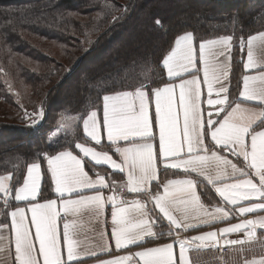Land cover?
Instances as JSON below:
<instances>
[{
    "label": "snow or ice",
    "instance_id": "6c2138e0",
    "mask_svg": "<svg viewBox=\"0 0 264 264\" xmlns=\"http://www.w3.org/2000/svg\"><path fill=\"white\" fill-rule=\"evenodd\" d=\"M155 23L161 25L160 20ZM195 40L190 31L174 39L160 62L166 78H151L155 69L145 65L141 72L148 75L121 82V90L103 95L102 120L96 110L87 108L62 116L65 123L55 130L70 128L71 138L66 134L49 142L50 148L62 150L37 153L22 182L13 172L0 174V211L10 217L14 264H82L83 259L97 256V251L81 248L79 220L85 214L99 216L106 204L112 207L116 250L165 236L171 242L98 264H190L191 251L242 245L251 242L257 230L264 231V215L246 218L264 212V31L204 39L198 48ZM234 48L239 49L243 66L235 86L238 94L230 91ZM202 82L207 87L206 103L213 109L207 117L201 108ZM25 117L31 120L29 127H36L45 111L25 112ZM102 128L108 150L102 147ZM40 161H46L44 172ZM105 167L112 171H98ZM161 168L184 175L161 183ZM117 173L126 174V180L113 179ZM46 174L50 184L45 183ZM208 186L220 204L211 202ZM48 187L55 199H42ZM105 189L112 194L105 196ZM127 193L135 198L127 199ZM13 200L26 206L13 208ZM233 216L245 218L219 230L180 236L181 231ZM8 227L0 223V241ZM164 227L166 232L155 230ZM241 232V239L227 238ZM99 251L110 248L105 243ZM244 264H264V258Z\"/></svg>",
    "mask_w": 264,
    "mask_h": 264
},
{
    "label": "trees",
    "instance_id": "16d2710c",
    "mask_svg": "<svg viewBox=\"0 0 264 264\" xmlns=\"http://www.w3.org/2000/svg\"><path fill=\"white\" fill-rule=\"evenodd\" d=\"M263 30L264 0H0V114L8 119L2 122L0 137L13 139H0V174L13 172L22 181L37 153L62 150L48 146L57 139L51 129L62 115L100 109L102 96L121 90V82L148 75L141 72L145 65L155 69L151 78H166L160 62L178 35L193 32L198 42ZM74 54L71 63L58 57ZM233 56L230 91L238 94L239 49H233ZM64 64L70 65L62 71ZM46 85L41 100L45 118L37 133L19 118L25 110L17 99L40 93ZM65 85L70 86L63 91ZM45 125L49 127L43 129ZM164 175L176 172L161 171L160 178ZM44 180L49 184L48 174ZM210 196L217 200L212 192Z\"/></svg>",
    "mask_w": 264,
    "mask_h": 264
},
{
    "label": "crops",
    "instance_id": "0c3cea01",
    "mask_svg": "<svg viewBox=\"0 0 264 264\" xmlns=\"http://www.w3.org/2000/svg\"><path fill=\"white\" fill-rule=\"evenodd\" d=\"M208 39H212V38H208ZM199 42L200 41L197 42L195 40V43L197 44V48H198ZM198 67H199V64H198ZM242 72H243V66H242ZM242 72L240 73V77H241ZM232 73L233 72H230V78H231ZM165 74H166V70H165ZM199 75H200L201 81H203V73L201 72ZM185 78H188V77L185 76ZM201 100H202L201 108H202L203 114L205 117H207L208 111H213V109L210 108L206 103L207 87L206 85L203 84V82H202ZM102 104H103V101H102ZM93 110H96L98 112V115L102 120V106L100 109H93ZM152 111L154 112V106L152 108ZM154 131L157 132V141H158V129H156L155 124H154ZM101 135H102V139L105 141V143L102 145L103 150H108L109 145L106 143V134L104 133L103 128L101 129ZM92 146L96 147L94 144ZM98 150H101V149L98 148ZM110 154L112 153L110 152ZM113 158H118V157L114 155ZM229 158L233 159L231 156H229ZM43 166L47 168L46 161H44L43 165L41 163L42 172H43ZM98 171H101L103 173V172H111L112 170L108 167H105L102 169H98ZM161 171H163L162 168H161ZM168 172H176V175H166V176L164 175V178H160V174H159V180L161 183L164 182L168 178H182L184 175L182 171H177V170L169 169ZM3 174H8V173H3ZM25 174H26V169H25L24 175ZM48 175H49V184H50L51 178H50V174ZM107 178L108 177H106V179ZM112 178L116 179L117 182H120L121 180H126V174L117 173L113 175ZM193 178H196V177L193 176ZM18 186L19 185H17L16 187ZM208 188H209V192H212L217 199L213 201L211 200L212 196H210L211 202L215 204H220L221 201L219 197L217 196V194L214 192V189H212L211 186H208ZM104 191H105V196L112 194L107 189H105ZM13 197H14V191H13ZM55 198H56V195L53 193V188L49 187L47 191V195L43 197L42 199H55ZM126 198L131 200L135 198V194L127 193ZM139 198L144 199L143 196ZM202 199L204 198L202 197ZM208 202H209L208 200H205V203H208ZM25 206H26V202H14V200L12 202L13 208L14 207H25ZM151 206L152 205L149 204V207ZM0 209H2V204H0ZM10 210L11 209H8L7 211H10ZM111 211H112L111 205L106 204L104 209L99 214V216L85 214L80 218L79 220L80 227H79L77 239L80 242L81 248L98 252V255L95 257H89V258L83 259L82 264H98L99 260L110 259L113 256L125 255L130 252L134 253L136 251L141 250V248L143 247H153L159 243L171 242L170 238L165 236L158 240L149 239L148 241L140 244L139 246H129L128 249L116 250L114 239L111 236V231H112ZM255 215H264V212H259L255 214H247L246 218H254ZM29 217H30V214H29ZM242 218H245V217L233 216L217 224H213V225H209L205 227H199L197 229L190 230L187 232L181 231L180 236L182 238L184 236H195L202 232L219 230L220 228L229 226L230 224L238 223L240 219ZM192 222H195V221H192ZM0 223L9 225L8 229H6L2 233V235L4 236V240L0 241V264H14V257H15L14 239L12 238V232H11V227H10V217L6 216L4 211H0ZM155 230L156 231L163 230L166 232L167 227H164L163 229L157 228ZM61 231H62V224H61ZM33 233H34V229H33ZM243 237H244V233L241 232V233L230 234L227 238L228 239H241ZM105 243H107V245L109 246L110 251L100 252L99 251L100 247L104 245ZM221 243H223V241H221ZM37 247H38V244H37ZM226 247H228V252L226 253H220L219 248H209V249H201L199 251H191L188 253V256L190 258V264H244L245 260L264 258V231L257 230V235L251 242L246 241L242 245H234V246H226ZM176 252L178 256L179 254L178 245L176 246Z\"/></svg>",
    "mask_w": 264,
    "mask_h": 264
},
{
    "label": "rangeland",
    "instance_id": "374dc122",
    "mask_svg": "<svg viewBox=\"0 0 264 264\" xmlns=\"http://www.w3.org/2000/svg\"><path fill=\"white\" fill-rule=\"evenodd\" d=\"M170 1H171V0H170ZM171 4H173V2H171ZM235 10H236V9H230V10H227V11L233 13V12H235ZM136 26H138V24H136ZM125 41H126V40H125ZM125 41H124V42H125ZM75 55L77 56V54H74V55H69V56H65V57H62L61 55H59L58 57H60L59 60H61V61L64 62V63H71V62L75 59ZM69 65H70V64H64V65L62 66V71L67 70V66H69ZM56 78H58V77H56ZM48 86H49V85H46V86L44 87V89L39 90L40 93H31V92H28L25 96H24V95H21V97H20L19 99H17V103L20 104V106L23 107V109L25 110L23 114H19V118L22 117L24 123H28V124L31 123L30 118H26V117H25V112H27V113H35V112H38V111L41 109V100H42L43 94H44V93L46 92V90L48 89ZM69 86H70V85H65V87L63 88V91H65L66 89L68 90ZM24 91L27 92V91H30V90L24 88ZM20 99H21V100H20ZM0 106H1V104H0ZM0 109H1V107H0ZM14 115H15V112H14ZM71 115H75V113H67V114H64V115H62V116H63V117H68V116H71ZM15 116H17V115H15ZM62 116H61V117H62ZM61 117H60L59 121L56 123V127L53 128V129H51V135L54 136V134H57V138H58V137H59V138H63L62 136H65L66 134H67L68 136H71V129H70V128L67 129V130H65V129H63V128H61V129H59V130H55V129H57V124L65 123V121H62V120H61ZM4 120H8V119H7V116H5V115H3V114H2V115L0 114V128H1V126H2V122H3ZM12 121H13V122H17V121H18V118L16 117V118L13 119ZM40 124H41V122L38 124V126H39ZM48 127H49V125H45V126L43 127V129H47ZM33 128H34V130H35V129L37 128V126H36V127H33ZM35 131H36L37 133H39L37 130H35ZM40 134H41V133H40ZM53 136H52V137H53ZM0 139H1V140L9 139L10 141L13 140V139L11 138V136L8 135V134H4L2 137H0ZM12 142H13V141H12ZM2 153H4V152L1 150V151H0V155H1Z\"/></svg>",
    "mask_w": 264,
    "mask_h": 264
},
{
    "label": "built area",
    "instance_id": "2783aa9c",
    "mask_svg": "<svg viewBox=\"0 0 264 264\" xmlns=\"http://www.w3.org/2000/svg\"><path fill=\"white\" fill-rule=\"evenodd\" d=\"M219 251H220V253H226V252H228V247H226V246L220 247Z\"/></svg>",
    "mask_w": 264,
    "mask_h": 264
}]
</instances>
